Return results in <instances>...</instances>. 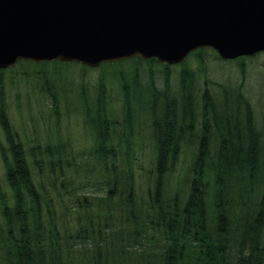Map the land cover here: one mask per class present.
I'll use <instances>...</instances> for the list:
<instances>
[{
	"label": "trees",
	"instance_id": "obj_1",
	"mask_svg": "<svg viewBox=\"0 0 264 264\" xmlns=\"http://www.w3.org/2000/svg\"><path fill=\"white\" fill-rule=\"evenodd\" d=\"M208 50L216 53L188 54L195 71L188 56L179 64L177 91L170 65L138 56L102 64L91 93L81 77L78 115L88 139L80 148L21 136L3 91L13 69H0V264H264V119L259 126L240 85L210 80L220 96L207 80L198 89ZM243 58L233 59L242 79ZM73 65L91 69L16 64L21 75H36L57 118ZM110 79L122 92L119 117L110 111Z\"/></svg>",
	"mask_w": 264,
	"mask_h": 264
},
{
	"label": "water",
	"instance_id": "obj_2",
	"mask_svg": "<svg viewBox=\"0 0 264 264\" xmlns=\"http://www.w3.org/2000/svg\"><path fill=\"white\" fill-rule=\"evenodd\" d=\"M211 48L222 59L264 52V0H0V69L17 62L177 65Z\"/></svg>",
	"mask_w": 264,
	"mask_h": 264
},
{
	"label": "rangeland",
	"instance_id": "obj_3",
	"mask_svg": "<svg viewBox=\"0 0 264 264\" xmlns=\"http://www.w3.org/2000/svg\"><path fill=\"white\" fill-rule=\"evenodd\" d=\"M201 55L206 61V70L205 73H199L198 89H204L207 80L209 81L207 88L211 93L220 96L219 94L221 92L210 83V80L216 83H232L235 87L240 85L244 95L252 104L258 125L261 126L264 119V52L257 53L253 56H243L247 57L243 58V62L246 65L244 79H242L239 71V65L242 64L239 60L222 59L216 53L209 50L203 51ZM185 60L186 68L193 69L194 71L198 68L196 64L198 60L195 54L189 55ZM21 67L15 65L12 67L13 71H9L10 73L7 72L3 75V91L7 107L6 113L7 117L13 123L14 128L21 136L31 141H43L50 135L54 138H61L70 143L74 148H80L87 142L88 135L78 115L79 108L77 101L79 100L75 87L79 85L80 78L82 77V83L86 84L89 93H91L93 86L101 74L100 66L98 68L88 69L84 74L80 73L81 67L78 65L71 66L69 69L70 72H68L70 86H66L65 88L68 91L66 96H68L64 99L63 97L59 98L58 118L51 111L50 100L40 95L36 75H21ZM170 67V70H168L170 74V86L172 90L177 91L179 87L178 75L181 67L179 64L170 65ZM162 70L160 67H156L152 75L154 82L159 88H162L163 85ZM146 79H148L146 74L141 76L143 82ZM106 83L108 93L113 99V105L110 111L113 112V115L119 117L122 106V92L115 81L113 82V79L108 80ZM139 130L142 136H145L148 131V122L145 115L140 117ZM145 146L148 148L146 143ZM146 166L147 164H144V167ZM148 168L149 166L146 167V169ZM176 180L177 175L174 176V181Z\"/></svg>",
	"mask_w": 264,
	"mask_h": 264
}]
</instances>
